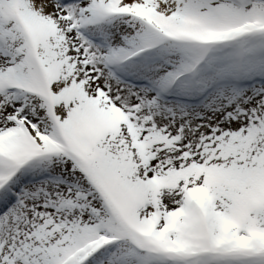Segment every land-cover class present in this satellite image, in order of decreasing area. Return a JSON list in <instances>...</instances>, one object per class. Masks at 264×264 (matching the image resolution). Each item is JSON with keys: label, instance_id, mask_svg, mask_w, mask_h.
<instances>
[{"label": "snow or ice", "instance_id": "obj_1", "mask_svg": "<svg viewBox=\"0 0 264 264\" xmlns=\"http://www.w3.org/2000/svg\"><path fill=\"white\" fill-rule=\"evenodd\" d=\"M0 264H264V0H0Z\"/></svg>", "mask_w": 264, "mask_h": 264}]
</instances>
